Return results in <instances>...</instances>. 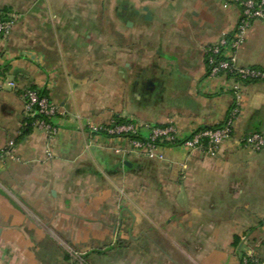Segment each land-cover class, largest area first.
<instances>
[{
  "label": "crops",
  "instance_id": "crops-1",
  "mask_svg": "<svg viewBox=\"0 0 264 264\" xmlns=\"http://www.w3.org/2000/svg\"><path fill=\"white\" fill-rule=\"evenodd\" d=\"M0 11L15 17L0 37V264L264 261V150L241 143L264 133V81L211 77L207 65L206 51L234 34L238 7L0 0ZM235 65L264 69L263 22ZM29 90L57 107L52 139L26 122ZM237 95L241 114L215 157L170 144L150 159L91 129L133 121L186 139L221 127Z\"/></svg>",
  "mask_w": 264,
  "mask_h": 264
},
{
  "label": "built area",
  "instance_id": "built-area-1",
  "mask_svg": "<svg viewBox=\"0 0 264 264\" xmlns=\"http://www.w3.org/2000/svg\"><path fill=\"white\" fill-rule=\"evenodd\" d=\"M224 7H238L240 18L234 34L230 38H223L221 42L206 51L207 65L210 76H231L239 81H264V70L256 68H238L235 65L236 57L242 50L250 28L256 22L264 23V0H223ZM15 17L7 12L0 11V37H8L13 29ZM230 53V55H227ZM25 118L27 124L33 129L45 132L49 138L57 135V129L52 124L57 114V107L49 98L38 90H29L24 94ZM241 114V97L236 96L234 107L226 122L219 128L205 129L196 132L186 139H179L174 127H160L148 123L138 124L129 122L126 124L113 123L112 126L101 128L91 127L95 132L104 131L109 136L118 137L129 146L128 154H138L150 159H164L160 150L166 143L185 147L189 150L202 149L210 156L215 157L224 143L233 133L235 120ZM244 148L253 152L264 150V133H253L241 140ZM14 143L7 149L11 155ZM123 148L116 153H124ZM1 157V155H0ZM1 160V159H0ZM71 255L77 259V254ZM83 264V263H81ZM242 264H264V261L256 253L245 254Z\"/></svg>",
  "mask_w": 264,
  "mask_h": 264
},
{
  "label": "trees",
  "instance_id": "trees-1",
  "mask_svg": "<svg viewBox=\"0 0 264 264\" xmlns=\"http://www.w3.org/2000/svg\"><path fill=\"white\" fill-rule=\"evenodd\" d=\"M264 70V69H263ZM247 82H258V81H247ZM30 128V127H29ZM170 145L169 143H166L165 146ZM172 145V144H171Z\"/></svg>",
  "mask_w": 264,
  "mask_h": 264
},
{
  "label": "rangeland",
  "instance_id": "rangeland-1",
  "mask_svg": "<svg viewBox=\"0 0 264 264\" xmlns=\"http://www.w3.org/2000/svg\"><path fill=\"white\" fill-rule=\"evenodd\" d=\"M130 23H132V22H128V23H127V26H129ZM247 150H249V149H247ZM249 151H251V150H249ZM251 152H253V151H251Z\"/></svg>",
  "mask_w": 264,
  "mask_h": 264
},
{
  "label": "water",
  "instance_id": "water-1",
  "mask_svg": "<svg viewBox=\"0 0 264 264\" xmlns=\"http://www.w3.org/2000/svg\"><path fill=\"white\" fill-rule=\"evenodd\" d=\"M148 12V16H150V13H149V11H147Z\"/></svg>",
  "mask_w": 264,
  "mask_h": 264
}]
</instances>
